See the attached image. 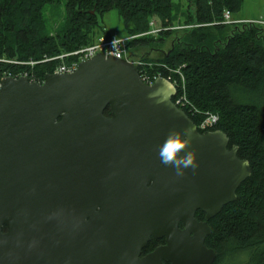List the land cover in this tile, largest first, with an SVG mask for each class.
Instances as JSON below:
<instances>
[{
    "label": "water",
    "instance_id": "water-1",
    "mask_svg": "<svg viewBox=\"0 0 264 264\" xmlns=\"http://www.w3.org/2000/svg\"><path fill=\"white\" fill-rule=\"evenodd\" d=\"M176 94L103 54L43 83L4 78L0 264H214L212 229L195 215L235 202L251 167L224 132L201 134ZM184 129L196 167L178 177L157 150ZM151 238L167 243L141 258Z\"/></svg>",
    "mask_w": 264,
    "mask_h": 264
},
{
    "label": "trees",
    "instance_id": "trees-1",
    "mask_svg": "<svg viewBox=\"0 0 264 264\" xmlns=\"http://www.w3.org/2000/svg\"><path fill=\"white\" fill-rule=\"evenodd\" d=\"M243 1L189 0L193 11L185 24L197 27L172 37L174 0H65L66 19L56 35L46 32L44 8L50 0H0V81L29 71L43 83L61 64L46 59L94 44L100 29L101 36H112L99 19L115 10L132 38L130 55L153 64L151 72L160 71L171 82L182 86L184 79L186 97L198 112L184 111L194 124L199 127L207 114L218 116L211 130L228 136L238 157L250 163L251 176L236 201L210 221L206 244L217 253L214 264H264V36L254 23L223 24L224 12H238ZM153 18L163 28L157 36L148 34ZM156 48L162 52L158 57ZM6 61L39 63L31 68ZM160 66L180 69L182 76Z\"/></svg>",
    "mask_w": 264,
    "mask_h": 264
},
{
    "label": "built area",
    "instance_id": "built-area-1",
    "mask_svg": "<svg viewBox=\"0 0 264 264\" xmlns=\"http://www.w3.org/2000/svg\"><path fill=\"white\" fill-rule=\"evenodd\" d=\"M235 23L237 22H234L232 20V14L229 11H225L223 24L231 25ZM151 27L152 28L150 32H148L149 35L157 36V34L162 32L163 30V28H158L155 21L151 22ZM131 39L132 38H127V37L118 38L116 36H111L110 38H107L105 36H100L96 40V42L90 46L84 47L82 49H79L69 54H63L57 58L46 59L44 62L59 60L61 61V64L56 68L54 74H60V75L72 74L78 69V66L80 63L85 62L89 59H92L97 55L103 54L106 57L110 56V57H113L119 60H124L127 63L136 66L138 68L141 81L147 85H153L156 80L160 78H165L163 77V73H161L160 71L151 72L150 69L153 68V64L143 62L141 59L132 57L130 55V53L128 52V43ZM66 60H69L70 62L67 63ZM6 62L14 64L16 66H20V67L30 66L31 68H33L35 65L39 63V62H34V61H29L26 63L19 62V61H6ZM160 67L170 72V75L175 74V75H178L179 77L182 76L180 69L175 70V69L168 68L166 66H160ZM6 77H13L15 79L26 77L29 79L30 82H37L36 81L37 78L34 75H31L29 71H23L14 76L6 75L4 78ZM2 80L0 81V87H1ZM182 82H183L182 86H180V83L177 81L171 82L177 89V94L173 98V102L181 110H189L190 112L197 113L198 111L195 110V108L191 105L188 98L186 97L184 79ZM180 89L182 92L178 93ZM218 120L219 118L217 115L207 114L205 119L200 124L199 128L201 130L211 129L217 124Z\"/></svg>",
    "mask_w": 264,
    "mask_h": 264
},
{
    "label": "rangeland",
    "instance_id": "rangeland-1",
    "mask_svg": "<svg viewBox=\"0 0 264 264\" xmlns=\"http://www.w3.org/2000/svg\"><path fill=\"white\" fill-rule=\"evenodd\" d=\"M176 9L174 11L175 21L173 26V32L175 35L172 37H180L182 33L187 30H192L197 27L196 25H186L187 12L193 11L189 7V0H174ZM66 19L65 11V0H50L49 5L44 8V20L46 22V32L49 35H56L60 28L64 25ZM100 23L106 33H109L112 36L118 38H126L127 30L123 21L120 19L117 11H111L100 17ZM232 20L234 22H246L254 23L256 26L263 31L264 36V0H244L240 10L232 14ZM152 21H155L158 28L161 27L160 21L153 18ZM150 28L151 23H150ZM97 35L101 36V29L98 30ZM101 34V35H100ZM159 35V34H157ZM155 36V35H152ZM172 37L169 38L168 43L162 48L164 51H168L170 43L173 41ZM154 51L161 50L160 48L153 49ZM128 52L129 48H128ZM154 56H159L162 52H154ZM35 62V61H34ZM264 102V101H262Z\"/></svg>",
    "mask_w": 264,
    "mask_h": 264
},
{
    "label": "clouds",
    "instance_id": "clouds-1",
    "mask_svg": "<svg viewBox=\"0 0 264 264\" xmlns=\"http://www.w3.org/2000/svg\"><path fill=\"white\" fill-rule=\"evenodd\" d=\"M190 130H170L158 146L157 156L162 165L170 166L176 176H182L186 169L196 167L195 154L189 149Z\"/></svg>",
    "mask_w": 264,
    "mask_h": 264
},
{
    "label": "flooded vegetation",
    "instance_id": "flooded-vegetation-1",
    "mask_svg": "<svg viewBox=\"0 0 264 264\" xmlns=\"http://www.w3.org/2000/svg\"><path fill=\"white\" fill-rule=\"evenodd\" d=\"M198 128H199V127H198ZM198 130H200V133H201V134H205V133H207V132H214V131H217V130H211V129L201 130L200 128H199ZM227 137H228V136H227ZM235 148H237V147H231V146H230V140H229V143H228V146H227V150H228V151H232V150L235 149ZM237 156H238V152H237ZM238 158H239V157H238ZM239 159H240V158H239ZM206 216H207V215H206L205 213H203V212H201V211H198V212L196 213V215H195V218H196V220L199 221L200 223H207L208 226L212 229V227L210 226V221H211L212 219H210V220L208 221V220L206 219ZM178 228H179V230H180V229L182 230V229H183V224H180V223H179ZM7 233H8V229H7V227L3 226V227H2V234L5 235V234H7ZM211 233H212V232H211ZM210 235H211V234H210ZM210 235H208L207 238H208ZM207 238H206V240H205V245H206L207 248L212 249V248L208 247L207 244H206ZM166 243H167V241H166L165 238H161V239L151 238V239L148 241L146 247L142 250L141 258L146 257L147 255H149V254H151L152 252H154L156 249H158V248H160V247H162V246H165ZM149 244L151 245V248H150V250H147Z\"/></svg>",
    "mask_w": 264,
    "mask_h": 264
}]
</instances>
